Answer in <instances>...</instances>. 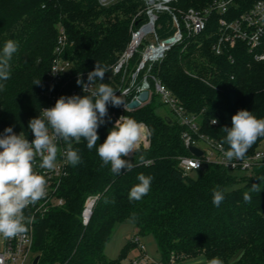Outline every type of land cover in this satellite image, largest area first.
<instances>
[{"label":"trees","instance_id":"1","mask_svg":"<svg viewBox=\"0 0 264 264\" xmlns=\"http://www.w3.org/2000/svg\"><path fill=\"white\" fill-rule=\"evenodd\" d=\"M212 1L178 0L175 7L200 9ZM144 9L142 0H121L108 6L99 0H0V53L7 40L18 44L10 60V78L0 81L4 85L0 135L7 127L17 135L31 132L29 121L38 118L47 103L43 90L60 36H64L61 55L71 64L64 92L77 90L84 96L77 79L89 83L88 73L97 62L107 72L95 83H107L117 90L121 75H114L113 67L128 47ZM158 25L159 34L166 36L172 31L171 17L160 15ZM215 33L213 20L199 37L173 47L154 74L187 112L199 118L202 131L222 142L226 138L222 128L232 126L231 118L239 110L264 118V59H256V54H264V39L255 53L239 42L216 55L212 50ZM138 59H133L131 67ZM37 80L40 83L34 84ZM132 97L123 100L130 102ZM159 104L154 95L141 108L126 112L145 123L151 133L148 147L140 145L137 152L124 157L135 164L130 171L113 174L96 151L115 126V113H122V105H107L96 147L89 150L85 140L72 141L81 163L68 165L60 188L65 205L37 218L34 251L40 257L38 264H131L124 260L128 249L136 247L132 238L118 258L109 259L105 253L126 221L139 236L156 239L160 254L156 260L165 264L207 262L214 257L223 264H264V164L245 176L213 163L185 174L180 158L192 154L182 139L184 128L172 116L158 114ZM262 146L264 138H259L246 156ZM141 173L153 177L150 190L140 201H130L128 194ZM253 184H259L261 191L252 193L251 202L246 203L244 193ZM217 188L225 197L219 207L213 204ZM92 195H98V201L89 224L84 225L82 211Z\"/></svg>","mask_w":264,"mask_h":264},{"label":"built area","instance_id":"2","mask_svg":"<svg viewBox=\"0 0 264 264\" xmlns=\"http://www.w3.org/2000/svg\"><path fill=\"white\" fill-rule=\"evenodd\" d=\"M110 1L100 0L103 5H107ZM142 1L145 4L143 18L132 31L128 47L113 67V74L121 75V82L118 84L115 94L120 96L119 91H122L124 93L123 98L133 94L132 101L138 97L140 92L148 90L149 98L142 103L141 107L149 103L155 95L161 104L170 108L174 115L173 118L184 128L182 139L185 146L189 150L194 146L203 151L201 157L191 153V156L180 158V167L185 174L200 170L210 163L222 165L229 170L250 174L257 166L264 164V146L246 156L245 162L236 160L229 163L223 156V152L217 147L221 142L202 131L199 118L187 112L172 91L154 74V69L163 62L173 47L199 37L213 20L216 24V40L212 45V50L216 55H222L226 49L236 47L239 42L245 43L249 51L255 53L263 44L264 39V0H213L203 8H189L187 10L176 9L175 4L178 0ZM161 14H168L172 19V31L166 36L159 34L158 21ZM63 41L64 36H60L59 44L55 50L56 57L43 90L47 103L42 110L54 107L57 99L61 96L78 95L77 90H73L71 93L64 92V80L71 64L64 60L61 55ZM136 56L139 58L138 62L134 67H131ZM256 59H264V54H256ZM89 86L91 85L89 84ZM97 86L96 83L93 84L92 89ZM81 92L85 95L89 94L83 90V86ZM130 102L125 103L127 110L122 105V113L120 115L115 113L117 120L121 116H126V112L136 110L128 108ZM147 128L149 129L148 126ZM23 135L29 142L34 139L32 132ZM150 135L142 140L141 145L149 146ZM57 143L60 151L55 162L56 167L53 170L41 169L38 166L39 158L36 162L35 171L45 175L48 181L47 196L24 210L26 217L33 218V223L27 225L26 234L13 239H3L0 245V264H34L37 218L46 216L51 210L65 205V200L60 195V188L69 165L63 155L67 145L63 141ZM196 163H199L198 168L195 167ZM98 197V195H92L86 200L81 215L84 225L89 224ZM132 242L139 249V255L131 259V264H165L149 257L146 246L137 233L132 237Z\"/></svg>","mask_w":264,"mask_h":264},{"label":"clouds","instance_id":"3","mask_svg":"<svg viewBox=\"0 0 264 264\" xmlns=\"http://www.w3.org/2000/svg\"><path fill=\"white\" fill-rule=\"evenodd\" d=\"M17 50L16 41L5 42L0 53V81L10 78V60ZM106 72L107 69L97 62L95 69L88 73L87 79L91 86L77 79V84L82 85L89 94L61 96L54 107L43 109L38 118L31 119L28 124L34 135L31 142L22 132L15 134L11 127L5 128L4 134L0 135V237L7 240L26 234L27 225L33 223V218L26 217L24 210L47 196L46 176L35 171L37 158L41 169L53 170L60 151L57 142L63 141L67 145L63 153L66 163L77 166L81 163V156L78 150L73 149L72 141L80 143L83 139L87 142L86 147L93 149L99 140L98 128L108 114L107 105H124L127 110L122 91L117 96V90L107 83H99L92 89L97 79H104ZM39 83L40 80L34 82ZM3 88L4 85L0 83V90ZM231 120L230 128H222L226 138L217 147L229 163L236 160L245 162L248 150L259 138H264V118H257L248 110H239ZM216 122L212 120L213 124ZM150 134L142 122L127 115L121 116L109 130L104 142L96 147L97 154L103 165H110L111 172L120 175L122 169L130 171L135 166L124 157L137 152L142 140ZM140 159L143 160V156ZM195 167L198 168L199 163ZM137 179L139 183L128 194L130 201H140L148 194L153 177L141 173ZM260 191V185L253 184L244 193V201L250 203L251 194H259ZM224 198L221 190H213V204L216 207L220 206ZM207 264H223V261L214 257Z\"/></svg>","mask_w":264,"mask_h":264},{"label":"rangeland","instance_id":"4","mask_svg":"<svg viewBox=\"0 0 264 264\" xmlns=\"http://www.w3.org/2000/svg\"><path fill=\"white\" fill-rule=\"evenodd\" d=\"M118 1H121V0H111L107 5H103V4L102 5L108 6V5L116 3ZM99 2H100V0H99ZM100 4H101V2H100ZM142 12L144 14V10ZM167 24L168 23H166L165 25H167ZM153 89H154V87H153ZM157 113L164 115V116L170 115V116L174 117L170 108L168 106L163 105V104L158 105ZM239 174L242 176H245L247 173H239ZM135 234H136L135 226L131 222L126 221L125 223L121 224L118 227V229L116 230L112 239L106 245L105 253H106L107 257L109 259L118 258L120 256L122 249L124 248L125 244ZM3 239H4L3 237H0V245L2 244ZM141 239L146 246L149 257L154 258V259H159L160 254L158 251V245H157L156 239L151 235L147 236V237H141ZM137 255H139V249L132 245L128 249L127 257L125 258L124 261L127 263L128 261H130L131 259H133ZM185 264H207V262H203L202 260H198V261H190V262L185 263Z\"/></svg>","mask_w":264,"mask_h":264},{"label":"water","instance_id":"5","mask_svg":"<svg viewBox=\"0 0 264 264\" xmlns=\"http://www.w3.org/2000/svg\"><path fill=\"white\" fill-rule=\"evenodd\" d=\"M149 98V91L148 90H144L142 92L139 93L138 97L134 100H132L129 104H128V108L129 109H137L139 107H141L143 102H146ZM169 123H172V119H170L169 117L166 118ZM190 152L197 156V157H201L203 155V151L200 150L197 147L192 146L190 148ZM40 260L39 256H36L34 259V264H38Z\"/></svg>","mask_w":264,"mask_h":264}]
</instances>
